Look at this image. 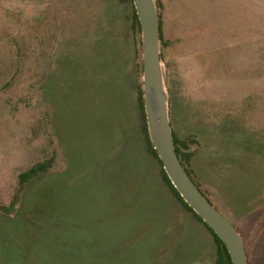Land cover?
I'll use <instances>...</instances> for the list:
<instances>
[{"label": "rangeland", "instance_id": "374dc122", "mask_svg": "<svg viewBox=\"0 0 264 264\" xmlns=\"http://www.w3.org/2000/svg\"><path fill=\"white\" fill-rule=\"evenodd\" d=\"M155 1L172 131L193 152L198 189L238 228L248 225L250 260L264 264V0ZM127 10L120 0H0V205L11 203L19 174L51 160L56 178L70 166L54 189L70 184L87 264H213V245L196 240L175 258L182 244L134 211L135 178L123 204L100 189L137 121L135 89L122 87V68L139 66L138 56L124 60ZM0 250L10 258L1 241Z\"/></svg>", "mask_w": 264, "mask_h": 264}, {"label": "trees", "instance_id": "16d2710c", "mask_svg": "<svg viewBox=\"0 0 264 264\" xmlns=\"http://www.w3.org/2000/svg\"><path fill=\"white\" fill-rule=\"evenodd\" d=\"M120 1L127 5L130 21V40L127 42L126 47H123L124 60L129 62L130 59L137 56V47L133 44L134 32L139 33V25L132 1ZM160 29L159 20V37L162 41ZM122 73L123 90L135 89L136 92L133 107L137 113V121L135 125L131 123L125 130L126 132H123L124 138L120 146L122 150L120 157L118 156L121 159V165L115 167V174H112L110 170L103 174L107 182L104 183L101 180L100 185L102 186L100 189L103 190L105 185L108 189V194H105V197H115L118 204L126 199L125 196L134 193V204H132L134 211L141 209L145 220L152 222L153 219H156V223L153 225L158 227L157 229H161L163 236L173 241L177 240L176 244L178 242L182 244L176 250L175 258L185 259L184 257L191 247V241L196 240L198 249L207 248L210 244L213 245L215 255L213 264H231L229 255L219 238L187 206L171 185L149 141L141 83L139 81V66L136 64L135 68L132 69H127L124 66ZM172 135L176 155L190 177L193 153L187 150L186 143L180 141L173 131ZM135 150L142 151L145 154V162L135 153ZM150 161H153L155 167V172L152 174H149V168H147V163L150 164ZM52 163L51 160L38 162L19 174L18 188L11 203L8 206L0 205V241L4 246H8L10 256L9 259L0 257L3 264H17L18 262L20 264H34L35 261H39L38 264H87L86 260L80 258V252H77L81 250L76 240L78 237L76 233L80 232V228L75 229L74 224L70 221L72 214L69 205L72 200L67 198L66 193V189L70 184L64 180L61 182L62 191L55 192L54 189L58 179L61 176L64 179L70 166L59 178H56L51 176L50 173ZM124 163L126 166L123 165ZM105 169H108V164L102 168L104 171ZM151 175L159 178L161 192L165 191L166 193V201L163 198L165 194L162 195L157 185H154L156 180L155 182L148 180L149 177H152ZM131 178L136 180L134 181L135 192L130 193V190L125 188L130 187ZM196 187L200 188L198 184ZM207 197L210 200L212 199L208 195ZM214 203L217 206L219 205L217 201H214ZM180 213H182V216H180ZM183 213L190 214L193 219L191 221L198 224V227L203 229L209 237H206L199 230L200 234H196L193 231V226L190 225V218L188 216L184 218L186 216H183ZM64 220L70 222L65 224ZM248 229L246 224H242V227L238 228L244 238V248L248 262L252 264L247 242H245L246 235L249 233Z\"/></svg>", "mask_w": 264, "mask_h": 264}, {"label": "water", "instance_id": "95a60500", "mask_svg": "<svg viewBox=\"0 0 264 264\" xmlns=\"http://www.w3.org/2000/svg\"><path fill=\"white\" fill-rule=\"evenodd\" d=\"M139 33L136 39L144 114L149 141L171 185L188 207L219 238L231 264H249L237 226L201 193L180 163L169 120V98L160 55L159 20L155 0H131ZM214 203V200L211 199ZM215 204V203H214Z\"/></svg>", "mask_w": 264, "mask_h": 264}, {"label": "flooded vegetation", "instance_id": "af4514ba", "mask_svg": "<svg viewBox=\"0 0 264 264\" xmlns=\"http://www.w3.org/2000/svg\"><path fill=\"white\" fill-rule=\"evenodd\" d=\"M187 150L189 151V152H192L191 150H189L188 148H187ZM193 153V152H192ZM191 169V168H190ZM191 174V180L193 181H195L197 184H198V182L194 179V177L192 176V173H190ZM199 185V184H198ZM200 186V185H199ZM201 188V187H200ZM203 191V190H202ZM205 193V192H204ZM206 194V193H205Z\"/></svg>", "mask_w": 264, "mask_h": 264}]
</instances>
